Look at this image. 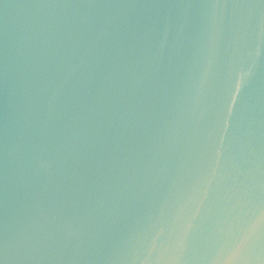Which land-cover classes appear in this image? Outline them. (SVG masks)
Here are the masks:
<instances>
[{
    "label": "water",
    "instance_id": "1",
    "mask_svg": "<svg viewBox=\"0 0 264 264\" xmlns=\"http://www.w3.org/2000/svg\"><path fill=\"white\" fill-rule=\"evenodd\" d=\"M0 264H264V0H0Z\"/></svg>",
    "mask_w": 264,
    "mask_h": 264
}]
</instances>
